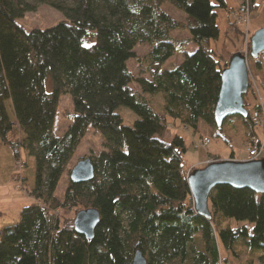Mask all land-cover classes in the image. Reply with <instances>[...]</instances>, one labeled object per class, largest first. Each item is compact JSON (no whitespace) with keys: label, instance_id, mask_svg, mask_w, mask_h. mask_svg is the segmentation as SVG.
<instances>
[{"label":"trees","instance_id":"1","mask_svg":"<svg viewBox=\"0 0 264 264\" xmlns=\"http://www.w3.org/2000/svg\"><path fill=\"white\" fill-rule=\"evenodd\" d=\"M36 1L58 10L64 20L28 32L19 20L37 6L0 0L1 141L16 161L22 152L35 159L34 188L28 189L35 202L0 231V264H133L138 250L148 264H243L244 255L249 264H264V196L219 186L209 196L211 219L197 215L188 183L195 171L186 159L188 145L179 135L164 140L172 125L199 132L201 122L225 137L214 110L232 56L218 59L211 42L220 38L218 10L229 17L234 11L228 1ZM256 1L250 0L251 12ZM166 3L184 13L185 21L164 13ZM186 30L197 51L161 72L158 67L176 52L171 33ZM144 43L158 66L150 80L136 78L128 67L138 59L135 47ZM254 61L262 71L264 53ZM65 94L73 103L72 123L56 136L53 126ZM159 95L160 113L147 100ZM250 106L245 99L248 119L237 116L240 122L233 127L242 125L245 144L260 147L251 113L261 107ZM121 108L137 117L132 126L124 124ZM90 127L105 141V150L89 157L95 178L69 181L60 199L59 183ZM234 136L240 135L235 131L226 140L231 148ZM87 209L101 216L92 241L76 233L70 216Z\"/></svg>","mask_w":264,"mask_h":264},{"label":"rangeland","instance_id":"2","mask_svg":"<svg viewBox=\"0 0 264 264\" xmlns=\"http://www.w3.org/2000/svg\"><path fill=\"white\" fill-rule=\"evenodd\" d=\"M26 1L37 6L36 12L29 13L24 18L19 20V24L24 26L28 32L34 29H49L58 25L64 20L62 13L54 8L45 4H39L36 0ZM227 1L230 3V5L233 4V0ZM256 4L257 7L251 12V21L248 28L245 26L239 27L235 25L233 11L229 17V14H227L226 11L218 10L220 38L217 41L211 42L212 50L216 52L218 59H224L227 61L229 60V57L238 52H241L248 57V68L251 80L250 84H252L250 86H252V88L250 87L248 95L245 96V99L251 105L250 108L261 104V102L264 105V73L262 74L261 71H258L255 68V61L249 58L248 53L251 37L257 31L264 28V0H257ZM162 11L166 13L172 20L185 21L186 19V15L184 13L178 11L169 3H166L163 6ZM230 22L233 24V26L230 25ZM171 37L175 42H177L176 52L174 56L164 64L159 67L157 66L161 72L175 69L183 62L185 55L193 54L198 49V46L190 40L191 35L188 30L174 31L171 33ZM135 52L138 55V59H131L128 62V67L136 78H145L150 80L151 72H154V70L157 69V67L153 65L152 59L150 57L151 48L144 43L137 45L135 47ZM46 87L48 91H51L52 83L50 78L46 81ZM132 88L137 89V84H133ZM147 100L158 113L163 110L161 107L163 101L162 95H159L155 98L148 96ZM11 107V103H8L7 109L9 114L10 116L14 117ZM72 113L73 103L69 95H62L53 126L54 135L62 136L65 134L72 123L69 119V114ZM119 113L122 116L126 126H132L137 120V117L126 108H121ZM237 122H240L238 117H231L225 122L224 134L226 138L223 137L221 139L217 137V132L215 130L208 127L203 122L200 123L199 132H195L191 129L190 136L196 139L194 142H197L198 145L201 144V147H199L197 151L203 152L204 154H207L208 150H210V152L213 151L216 153L215 155L219 156L222 161L228 160L234 151L236 157L242 161H245L247 153L241 137H233V148H231L226 143V140L230 139L229 136L232 137L233 134H235V131L237 133L240 132L239 129L235 130L233 127V124ZM182 128L185 127L180 126L178 129ZM203 128H205V130H203ZM256 132L264 142V130L258 128L256 129ZM173 135H175L173 131H168V133H166L164 136V140L169 141ZM203 136H208L212 141V144L209 147H202ZM104 144L105 141L103 138L92 127L88 128L86 137L74 154L68 166L67 172L64 174L59 183L56 192V196L58 198L62 199L64 197L66 187L70 181L71 171L77 165V163L82 159L89 158L91 156H97L99 153L105 150ZM187 145L190 152L194 151L195 146L192 144V142H188ZM21 157L22 158L20 161H16L10 148L2 144L0 136V209L2 210V212L0 210V223L2 220H10L12 218H16V222L19 221L20 212L18 209L27 207L35 202V199L28 193V189L31 190L34 188L35 159L29 158L24 152H22ZM211 163H213V161L210 162V164ZM70 216L76 217L73 213ZM231 224L233 227H237L238 225L235 221H232ZM238 226H241V224ZM222 253L224 254L223 249ZM242 261L243 264L250 263L249 260H247L246 255L243 256ZM235 264L240 263L239 261L235 260Z\"/></svg>","mask_w":264,"mask_h":264},{"label":"water","instance_id":"3","mask_svg":"<svg viewBox=\"0 0 264 264\" xmlns=\"http://www.w3.org/2000/svg\"><path fill=\"white\" fill-rule=\"evenodd\" d=\"M264 53V28L251 38L249 58L257 59ZM250 90V73L248 57L241 52L232 55L228 67L222 72L221 89L215 106L214 116L217 128H223L231 117L248 119L245 96ZM95 178V168L91 159L86 158L77 163L70 174L74 184L87 183ZM191 197L197 215L211 219L209 196L219 186L235 189H249L264 196V158L256 161H218L197 169L188 178ZM101 223V216L96 209L82 210L77 213L73 226L77 234L88 241L95 238V232ZM133 264H148L141 251H137Z\"/></svg>","mask_w":264,"mask_h":264},{"label":"crops","instance_id":"4","mask_svg":"<svg viewBox=\"0 0 264 264\" xmlns=\"http://www.w3.org/2000/svg\"><path fill=\"white\" fill-rule=\"evenodd\" d=\"M241 2H242V0H233V4L230 5V3L229 2L228 3H229L230 8H232L233 10H235L236 8H238L241 5ZM261 72H262V74L264 73V68H263V70ZM163 104H164V101H162L161 107H162ZM203 130H205V128H203ZM239 130H240V132H239V135L240 136L239 137H241V135L243 134V127H242V125H239ZM169 131H173L175 135H179V136L183 137L185 139L186 143L192 142V144L195 146L194 151H192V152L189 151V147H188V153L186 155L187 156L186 159H187V162H188V165H189L190 169H203L208 164H210V162H212L215 158H220L219 156L215 155L216 154L215 152H213V151L210 152V150H208V153L207 154H204L203 152L197 151V149H199V147H201V144L198 145L197 142H194L196 139L194 137H191L190 136L191 129L182 128V129H178L177 130L175 128V126L172 125V126H170V130ZM205 138L210 139L208 136H203V140ZM241 139H242V137H241ZM242 141H243V139H242ZM243 143L245 145L246 153H247V156H248V149L250 148L249 147V144H245L244 141H243ZM232 148H233V146H232ZM247 156H246V160H247ZM263 156H264V153H263ZM228 160H232V161H242L238 157H236L234 151L232 152V155H231V157ZM14 176H13V179H14ZM18 210H19V212H21V209H18ZM1 212H2V210H1ZM16 220H17L16 218H12L10 220H8V219L2 220L1 223H0V231L3 230L6 227H9V226L17 223L18 221L16 222Z\"/></svg>","mask_w":264,"mask_h":264},{"label":"built area","instance_id":"5","mask_svg":"<svg viewBox=\"0 0 264 264\" xmlns=\"http://www.w3.org/2000/svg\"><path fill=\"white\" fill-rule=\"evenodd\" d=\"M234 23L237 26H245L248 28L250 21H251V8H250V0H243L241 2V5L237 10H234ZM261 107V110H255L251 113V121L254 124V127L256 129L264 130V105L261 102L259 104ZM211 144V140L208 138H205L203 140V147H209ZM248 161H256L263 158L264 153V142L261 140V146H255L250 149H248ZM221 264H231V263H221Z\"/></svg>","mask_w":264,"mask_h":264}]
</instances>
